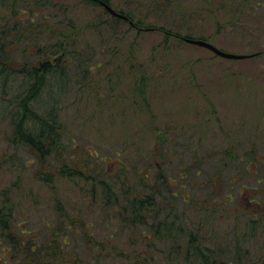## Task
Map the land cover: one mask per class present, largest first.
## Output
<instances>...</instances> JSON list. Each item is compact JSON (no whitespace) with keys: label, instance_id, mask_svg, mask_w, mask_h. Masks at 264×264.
<instances>
[{"label":"rangeland","instance_id":"1","mask_svg":"<svg viewBox=\"0 0 264 264\" xmlns=\"http://www.w3.org/2000/svg\"><path fill=\"white\" fill-rule=\"evenodd\" d=\"M2 1L0 10L4 13ZM164 1L113 2L131 10L135 20L157 27L138 32L123 23L118 34L122 37L120 46L113 31L104 29L97 35L89 32L92 30L83 32V40L90 44L83 43L79 48L94 53V67L86 78L72 85L65 100L64 143L60 155L51 158L52 163L43 165L28 148L8 147L0 141V148L7 153L0 156V205L4 197L12 200L13 232L41 247L45 245L40 258L52 259L54 264L80 259L88 264H125L111 262L110 254L118 249L137 254L142 249L159 256V250L147 244L154 235L150 227L135 226L113 234L107 244L108 230L119 227L114 211L101 209V197L92 201L83 192L86 183L78 177L76 182L70 178L75 176L64 172L79 170L89 162L90 177L99 179L103 174L92 171L97 168L113 173L118 180L126 174L123 164L131 165L136 160L138 164L126 175L138 190L148 193L149 188L142 189L137 181L145 178L154 182V175L148 177L138 168H147L159 142L163 143L162 154L157 155L161 164L154 160L156 168L152 171L163 169L174 177L172 189L177 191L178 199L192 196L193 200L211 204L208 193H216L212 195L217 199L213 204L219 205L216 212L222 224L214 223L213 232L241 222L248 210L264 213V165L251 163L255 155L264 158V0ZM161 5L164 7H157ZM97 10L108 16L103 6ZM164 27L203 37L231 53L257 54L235 59L185 40L165 45ZM98 34L105 41L96 43ZM115 47L120 50L117 54H113ZM143 71L148 87L145 94H138L136 88ZM123 148L126 153H121ZM226 151L236 156L244 153L245 159H227ZM183 168L189 172H184L181 179ZM214 174L212 182L210 175ZM178 206V214L193 207L189 202ZM258 215L251 212L246 217ZM71 218L74 226L70 230L66 225ZM185 219L189 222L188 215ZM142 233L150 234L147 242L142 240ZM7 244H0V264H22L15 263L12 250L3 251ZM39 260L27 255L23 263Z\"/></svg>","mask_w":264,"mask_h":264},{"label":"trees","instance_id":"2","mask_svg":"<svg viewBox=\"0 0 264 264\" xmlns=\"http://www.w3.org/2000/svg\"><path fill=\"white\" fill-rule=\"evenodd\" d=\"M102 1L127 15L129 19L112 15L103 6ZM114 1H2L5 3L6 10L4 13L0 10V141L5 146L26 147L43 165L50 163L51 158L60 155L59 151L64 143L62 141L64 130L67 127L64 115H62L65 100L71 93L72 85L74 83L77 85L81 78H86L87 72H91L94 67V53L87 54L88 51H81L79 48L83 43L90 44L87 40H83L84 31L92 30L89 32L94 31L96 35L101 34L104 29L108 32L113 31L114 39L117 40L116 44L120 46L122 37H118V34L123 23H129L138 32L145 29H157V27L146 26L142 20H135L131 10L127 11L123 6L113 5ZM164 5L168 6V3ZM164 5L157 7H164ZM102 6L108 16L103 15L99 10L96 11V8ZM7 11L9 13H5ZM164 35L165 45L177 42L175 40L181 42L186 37H194L174 32L169 28H165ZM99 37L100 39L95 40L96 43L99 40L105 41L100 35ZM112 50L113 54L120 51L116 47ZM147 80L144 72L136 88L138 94L146 93ZM134 139L133 137L132 140ZM162 144L159 142L154 147L152 156L155 159H152L147 168H138L139 172L146 171L145 175L148 177L154 175V182H148L145 178L137 181L142 189L149 188L148 193L138 190L131 184L130 176L126 175L131 167H136L138 164L136 160L133 163L130 161L131 165L123 164L122 169L126 171V174L118 180L113 173H104L97 168H93L92 171L103 174L99 179L90 177L88 175L91 171L89 162L85 163V166H80L79 170L73 172L70 170L69 173L64 171L69 176H75L70 178L75 179L76 182L78 177L86 183L83 184L82 189L86 193L85 196H89L92 201H97V198L101 197V209L112 208L111 210L114 211V219L119 227L116 226L114 231L108 230L107 244L111 243L113 234L126 229H134L135 226L150 227L154 231L153 240L147 244L157 248L159 256H154L152 253L146 254L142 249L138 254L135 251L132 253L118 249L110 254L111 262L120 261L125 264H264V213L248 210L244 216L245 219L241 222L232 225L229 223L225 227H220L222 232H213L211 227L214 223L222 224L219 219L220 214L216 212L219 205L213 204L217 199L212 195L216 193L214 191L208 193L212 200L211 204L199 199L193 200L192 196L187 199L183 195L182 198L180 196L181 199H178L177 191L172 189L176 184L174 177L166 175L163 169L156 173L152 171L156 168L153 164L154 160L160 163L157 155L162 154L160 148ZM0 151H2L0 156L4 154L5 157L7 153L1 148ZM226 152H229L227 159L234 156L235 159L238 156L239 161L245 159L244 153L239 152L236 156L233 151ZM98 153L99 151L95 154ZM121 153H126L124 148ZM254 157L255 159L251 162L253 165L254 163L264 165V158L256 155ZM222 158L224 157L220 159ZM251 163L247 165L249 170ZM186 171L189 172L188 169L181 170V179H184L183 173ZM215 175H210L212 182ZM37 176L40 181H45L44 177ZM2 195H5L4 191ZM180 202H189L193 207L183 214H178ZM60 203L61 201L58 202ZM12 211V200L4 197L3 204L0 205V244L4 241L8 244L7 247L6 245L3 247V251L12 250L15 263L21 261L24 264L23 261L28 255L40 259L34 264H54L52 259L40 258L44 252L43 249L47 248L45 245L41 247L38 243L13 232ZM251 212L254 216L259 214L258 217H246ZM187 215L189 222L185 219ZM237 218H239L238 215ZM72 219L67 220L66 225L70 230L74 226ZM92 223L89 222V224ZM243 224L247 225V229L243 228ZM101 225L108 226L103 223ZM91 234L95 235L94 232ZM149 236V233H142V240L147 242L146 238ZM104 241L103 238L101 243ZM71 264L88 263L80 259ZM97 264L104 263L99 261Z\"/></svg>","mask_w":264,"mask_h":264},{"label":"water","instance_id":"3","mask_svg":"<svg viewBox=\"0 0 264 264\" xmlns=\"http://www.w3.org/2000/svg\"><path fill=\"white\" fill-rule=\"evenodd\" d=\"M102 4L104 5V7L114 16L123 18V19H129V17L119 11H117L116 9H114L109 3L102 1ZM131 22H133L130 19ZM188 42L193 43V44H197L200 46H204L206 48L211 49L213 52H215L216 54L222 56V57H226V58H245L247 56H250V54H238V53H231L228 51H225L219 47H217L216 45H214L213 43H211L208 40L205 39H201V38H192V37H186L185 38Z\"/></svg>","mask_w":264,"mask_h":264}]
</instances>
